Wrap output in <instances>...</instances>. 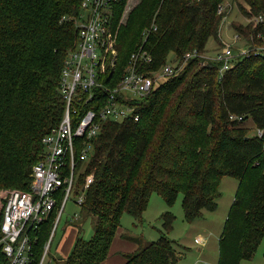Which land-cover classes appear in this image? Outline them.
<instances>
[{
  "label": "trees",
  "instance_id": "obj_1",
  "mask_svg": "<svg viewBox=\"0 0 264 264\" xmlns=\"http://www.w3.org/2000/svg\"><path fill=\"white\" fill-rule=\"evenodd\" d=\"M83 1L0 0V202L5 190L31 189L33 167L46 154L43 138L63 120L62 70L78 45ZM225 1L140 0L119 26V59L106 84L124 78L131 55L142 46L152 58L144 72L153 76L172 62L178 73L134 101L139 120L107 121L92 139L89 158L81 157L84 138L76 139L74 190L81 195L87 175L94 174L80 213L93 216L95 226L91 238L78 233L61 264L105 261L123 215L143 223L155 193L169 207L182 194L184 219L190 223L203 218L204 211L215 212L227 177L238 181V189L219 238L218 264H241L259 249L264 136L252 135L245 122L251 119L257 130L264 129V54L251 50L226 71L222 61L204 57L210 39L220 41L226 13L219 9ZM237 1L248 17L264 14V0ZM128 2L116 4L115 25ZM236 26L253 49L264 44V24ZM189 53L196 56L186 58ZM63 197L31 231V264H41L52 244ZM160 218L164 231L159 240L123 254L125 264H178L176 241L169 236L176 216L168 210ZM2 247L0 264H6Z\"/></svg>",
  "mask_w": 264,
  "mask_h": 264
},
{
  "label": "built area",
  "instance_id": "obj_2",
  "mask_svg": "<svg viewBox=\"0 0 264 264\" xmlns=\"http://www.w3.org/2000/svg\"><path fill=\"white\" fill-rule=\"evenodd\" d=\"M119 1L84 0L82 3L81 17L77 20L78 45L67 55L62 70L60 89L66 104L63 120L43 138L46 154L33 168L31 189L9 190L3 196L6 202L0 207V244L7 258L6 264H31L34 254L31 231L51 216L63 196L56 220L65 211L75 184L76 139L84 138L81 157L89 158L93 152L92 139L107 121L139 120L134 101L150 94L158 79L178 73L174 63L156 71L153 76L144 72L143 65L152 58L142 46L131 55L124 78L117 83H105L117 66L119 26L127 20L126 14L122 22L114 23V10ZM224 8L221 6L220 12ZM258 23L264 24V17L255 18V26ZM225 47L215 57L222 61V71L230 69L239 57L251 50L264 54V48L259 46L257 49L242 48L239 52L232 50L231 45ZM195 56L189 53L186 58ZM84 110L76 123L75 117ZM258 135L264 136V129L258 130ZM94 180L93 173L87 175L83 193L77 197L79 206L83 204L84 191ZM196 243L205 244V238H196ZM47 249L48 244L41 264Z\"/></svg>",
  "mask_w": 264,
  "mask_h": 264
},
{
  "label": "rangeland",
  "instance_id": "obj_3",
  "mask_svg": "<svg viewBox=\"0 0 264 264\" xmlns=\"http://www.w3.org/2000/svg\"><path fill=\"white\" fill-rule=\"evenodd\" d=\"M140 1V0H139ZM138 0H129L126 9L123 12V16L119 22H122L124 16L129 15L132 8H134ZM243 1V0H239ZM237 0H226L224 2L225 8L222 13H226L224 21L222 22V28L220 30L219 40L214 38L210 39L207 51L203 53L206 59H213L218 53L224 51V47L232 46V50L239 52L240 49L250 48V42L244 38L243 35L239 36L235 27L236 25L247 27L249 24H254V19L264 17V14H256L252 17L246 16L243 10H239ZM246 6V4H244ZM249 8V7H247ZM116 14V13H115ZM115 22V15H114ZM118 22V23H119ZM256 24H254L255 26ZM259 48H264V44L258 45ZM257 46V47H258ZM252 47V46H251ZM248 52V51H247ZM249 54V53H248ZM247 54V55H248ZM119 56V54H118ZM170 60L173 58L170 55ZM172 63V62H171ZM166 78H160L158 83H162ZM246 126L251 129L252 135L258 134V130L251 119L245 122ZM34 168V167H33ZM32 183V182H31ZM238 181L233 177L224 178L221 183L222 195L218 199L219 206L215 212L204 211L203 218L190 223L184 219V209L182 204L183 195L180 194L173 207H169L161 197L159 193H155L151 196L148 203V208L144 212L143 223H139L131 215H123L122 227L126 229V236L130 238L132 243H136L138 247L144 248L145 245L159 240L164 231L163 220L160 216L171 210L175 216L176 221L173 230L169 233L171 239L175 240L176 249L180 255L178 264H218L219 260V238L221 231L226 221V217L231 208L232 201L237 192ZM20 190V189H9ZM9 190L3 192V196ZM69 201L65 206V211L61 214L59 220L55 221L54 239L52 244L48 243V249L46 251V258L44 264H61L57 260H53L52 257L59 255L57 247L62 241H67L73 231L79 233L82 232V237L91 238L94 233L95 218L93 216L86 217L85 214L80 213V206L77 204V194L75 190L71 192ZM6 202L2 199L0 207ZM2 219V218H1ZM135 223L137 226H135ZM56 230V231H55ZM204 237L205 244L200 245L196 243V238ZM138 249V248H137ZM241 264H264V239L259 245V249L254 256L248 260H242Z\"/></svg>",
  "mask_w": 264,
  "mask_h": 264
},
{
  "label": "crops",
  "instance_id": "obj_4",
  "mask_svg": "<svg viewBox=\"0 0 264 264\" xmlns=\"http://www.w3.org/2000/svg\"><path fill=\"white\" fill-rule=\"evenodd\" d=\"M126 231L122 226L119 228L110 249L111 252L101 264H125L127 260L123 254L136 251L138 245L135 242L132 243L130 238H127ZM77 235L78 233L73 231V234L70 235L67 241H62L59 248H56L59 255L53 256L52 259L57 260L59 263L66 260L70 256L71 250L78 238Z\"/></svg>",
  "mask_w": 264,
  "mask_h": 264
},
{
  "label": "bare ground",
  "instance_id": "obj_5",
  "mask_svg": "<svg viewBox=\"0 0 264 264\" xmlns=\"http://www.w3.org/2000/svg\"><path fill=\"white\" fill-rule=\"evenodd\" d=\"M167 79V78H166ZM160 79L157 80V82L159 81ZM52 236V235H51Z\"/></svg>",
  "mask_w": 264,
  "mask_h": 264
}]
</instances>
